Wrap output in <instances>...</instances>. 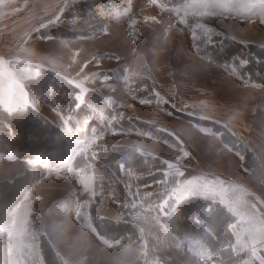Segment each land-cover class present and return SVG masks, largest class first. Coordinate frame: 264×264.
I'll list each match as a JSON object with an SVG mask.
<instances>
[{
	"label": "rangeland",
	"instance_id": "obj_1",
	"mask_svg": "<svg viewBox=\"0 0 264 264\" xmlns=\"http://www.w3.org/2000/svg\"><path fill=\"white\" fill-rule=\"evenodd\" d=\"M188 4L0 0V78L12 73L27 94L24 103L12 84L13 111L0 102V114L35 115L12 123L0 118V135L14 128L0 140V219L8 205L30 194L24 203L35 221L36 239H25L33 251L22 264H259L264 257V250L253 258L230 247L234 233L246 240V229L264 230V5L234 0L216 9L227 18H209L191 15L202 9L185 15ZM181 19L187 22L180 24ZM224 39L228 47L219 48ZM224 53L240 59L226 61ZM65 86L72 88L70 95ZM64 94L74 99L73 108L69 100L59 104ZM87 94L95 101L86 105ZM77 96L84 102L74 114ZM3 97L0 90V101ZM62 117L70 119L65 123ZM49 127L74 135L79 164L31 160L54 158L61 148ZM181 146L189 156L178 160ZM164 160L175 167L169 169ZM166 173L167 183H161ZM81 177L97 193L94 201ZM111 180L120 184L119 195L107 189ZM180 185L199 195L184 197L165 212L176 214L182 202L194 199L204 203L186 208L197 210L196 218L182 213L168 221L171 216L144 211L164 200L171 205L165 193ZM137 190L139 198L133 195ZM132 201L136 209L124 207ZM157 216L163 227L155 223ZM100 237L121 243L109 248ZM7 245L0 230V264H9ZM209 252L211 260L200 258Z\"/></svg>",
	"mask_w": 264,
	"mask_h": 264
},
{
	"label": "snow or ice",
	"instance_id": "obj_2",
	"mask_svg": "<svg viewBox=\"0 0 264 264\" xmlns=\"http://www.w3.org/2000/svg\"><path fill=\"white\" fill-rule=\"evenodd\" d=\"M234 0H189L188 8L185 9V15H188V9H202V11H193L191 15L196 17H209V18H216L218 16L227 18L224 16V14L218 13L216 9L223 8L227 4H232ZM261 5H264V0H259ZM150 3L156 4L157 0H150ZM59 15L54 16V20H58ZM155 19L154 17L152 18ZM187 21L185 19H181L179 21L180 24H185ZM261 23H264V20L261 21ZM133 24H135V21H133ZM193 38H195V32H193ZM93 60H95V57H93ZM0 63H2V60H0ZM84 67H87V64L84 65ZM84 67L81 68V72H83ZM85 79H88L87 76L84 77ZM127 79V77H125ZM14 84L15 88L19 90V98L24 101V103H27V94L24 91V85L17 79L13 77L12 73H7V79L0 78V90L4 91V97L2 102L8 113L11 114L13 111L12 105V97L13 92L11 85ZM7 86V87H5ZM157 97L160 96V94L157 92L155 93ZM76 101L78 102L76 104V107L79 108L81 104L84 102L82 96H77ZM19 102V101H18ZM140 103H151V101L148 100H141ZM62 119L65 120V123L68 122V119L70 117H62ZM116 134V133H113ZM137 152L140 151V149H135ZM180 151L182 153L181 157H177V159L186 158L189 156V153L187 151L183 150V147H180ZM237 155H239V152H237ZM130 158V157H129ZM31 163V161H29ZM163 163L167 165L169 169L175 167V164L164 160ZM121 171L125 170V166L123 164L120 165ZM69 172L72 171L71 168L68 169ZM245 171H249L248 168H245ZM178 175L183 176L182 171H178ZM59 179V177H57ZM94 178L93 175H89L88 180L92 181ZM80 184L84 187V190L86 192H89V195L94 201L96 192L94 190L89 189V184L85 182V179L81 177ZM161 183H167V173L165 174V180L161 181ZM176 183L179 185L180 182L176 181ZM147 187V185H145ZM179 193V195H177ZM137 198H139V190H137L136 193H134ZM147 195H152L151 193H148ZM166 196L172 199V204L170 205L168 200H164L161 204L157 205L154 209H144L145 212L148 211H159L161 214L164 215H170L169 213L165 212L166 208L173 207L175 204L179 203L180 200L187 196L195 197L199 195V192L195 188L187 187L185 188L183 185H180L179 187L172 188L171 192L165 193ZM30 199V194H26L23 197V201H20L19 203H14L11 205H8L7 211L4 213L3 218L0 219V224L5 225V227L0 228V230L5 231L7 234L8 239V245H7V252L9 256V264H22V258L25 256H28L32 253L34 245L32 243H25L26 238H31L32 240H35L36 237L34 235V228H35V221H33L30 217L32 216V210L30 205L25 204V201H28ZM38 199V197H37ZM89 202L85 201V205H87ZM215 203V201H213ZM131 207L132 209L137 208V204L135 201H132L131 204H124L125 208ZM81 205L77 206L76 211V217L77 219H81V212H80ZM255 208V205L252 206ZM231 211V209H229ZM155 223L163 227L164 225L161 224L160 217H155ZM84 227L91 228L93 232H96L95 228H92L91 223H85L83 225ZM230 227L235 228V225H230ZM143 231V229H141ZM245 233L247 234V239L245 240L244 234L242 233H234L236 240L234 244H231V250L234 254L240 255L241 253H250L253 258L257 256V253L259 250H264V230L261 228H250L246 229ZM99 236V233H97ZM104 243L107 244L109 248H112L114 246H117L121 243L120 240H116L115 243L109 242L107 240H104L103 237H100ZM201 259H207L211 260L213 254L208 253L205 255L204 253H199ZM41 264H43V261H41ZM248 264H251L249 261ZM259 264H264V257L259 259Z\"/></svg>",
	"mask_w": 264,
	"mask_h": 264
},
{
	"label": "trees",
	"instance_id": "obj_3",
	"mask_svg": "<svg viewBox=\"0 0 264 264\" xmlns=\"http://www.w3.org/2000/svg\"><path fill=\"white\" fill-rule=\"evenodd\" d=\"M177 1V0H176ZM226 41L227 42H229L228 40H222L221 41V43H220V45L218 46L219 48L221 47L222 49H223V47L224 48H226V47H228L226 44ZM216 50H217V48L215 47V48H213V47H211L210 48V52H211V54L212 53H214V54H216ZM213 54V55H214ZM225 54V55H224ZM223 55V57L222 58H225V60L226 61H228V60H232L231 62L233 63V62H238V60L240 59V57H237V56H229V57H227V53H224ZM237 55V54H236ZM221 58V59H222ZM231 58V59H230ZM248 61V60H247ZM222 62H223V59H222ZM247 65H249V63L247 64ZM245 66V65H244ZM248 69V68H247ZM44 76V75H43ZM46 79H48V78H50L49 77V75H47L46 77H45ZM40 79V78H39ZM43 79H44V77H43ZM49 80H52V79H49ZM65 88H66V90H65V92H67V91H69L68 93H69V95H70V89H72L71 87H69V86H65ZM71 92H74V90L73 91H71ZM59 104H68V102H69V105H71V108H73V102H74V99L73 98H71V97H68V96H66V94H64L63 96L62 95H59ZM69 100V101H68ZM85 100H86V105L87 104H90L94 99H91L90 98V94H87L86 96H85ZM63 101H68V102H63ZM95 101V100H94ZM81 109V107H79L78 109H75V112H74V114L75 113H77L79 110ZM85 113H86V111H85ZM88 114V113H87ZM35 115H34V113L33 112H31V110H27L24 114H22V115H19V116H15V117H6L5 115H2V114H0V118L1 119H4V120H6V121H8V123H12V122H14L15 120H17V119H20V118H33ZM9 128H10V135H8V134H2V135H0V140H2L3 141V139L2 138H6V137H8V136H12L13 134H14V128H13V126L12 125H10L9 126ZM49 132H50V134L51 135H53L54 136V139L58 142V143H60V146H61V148H59L58 149V152H56L55 154H56V156L54 157V158H47V157H40V158H31V160H33V161H36V162H38L39 164H41V165H49V166H53V165H55V164H59V163H61V162H63V161H66V160H72V162L74 163V164H79V154H75V152H73V146H74V143H72V142H74V140H75V137H74V135H72V134H69V133H64L63 131H59V130H56V129H54V128H50L49 127ZM2 145L0 144V150L2 149V147H1ZM3 154H7V155H10V157H14V155L11 153V151H9L8 149L6 150V149H3ZM53 156H54V154H53ZM53 156H51V157H53ZM135 156V155H134ZM136 157V156H135ZM15 158V157H14ZM131 161H133V157H130L129 158ZM138 161L137 162H139L140 161V159H137ZM142 166V160H141V163H139V167H141ZM114 173L116 174V171H115V169H114ZM110 174V173H109ZM113 182V186L111 187V186H107V189L108 190H110V192H113V193H115V194H117V195H119L120 194V188H119V183L117 182V184L116 183H114V180H111V183ZM110 182H108L107 183V185L109 184ZM197 204H200V205H203L204 203L203 202H201V201H198V200H194V199H190V200H188V201H184V202H182V204L178 207V211H177V215L176 214H171V215H168V216H171L170 217V219H168V221H171V219H172V217H175V215L176 216H180L182 213L183 214H187V216H189V218H196V216H195V211L197 212V210H193L192 212H190V211H187L186 210V208L187 207H189V206H195V205H197ZM206 214H209V212H206V211H204ZM199 214V213H198ZM226 219L227 220H229V216L228 215H226ZM198 225H200L201 227H202V229L203 228H205V227H207V228H209V226H208V224L207 223H204V224H201L200 222H199V224ZM211 229V228H210ZM209 229V230H210ZM199 232L200 233V229L198 230H196V232ZM212 233L214 232L212 229L210 230ZM202 232V231H201ZM227 232H224L222 235H224V236H227ZM106 235H111V234H106ZM213 236H215L214 235V233H213ZM104 237H106V236H104ZM217 239H219L220 240V238L219 237H217V235H216V238H215V240H217ZM209 241H211V239H206L205 240V242L208 244L209 243ZM219 254V253H218Z\"/></svg>",
	"mask_w": 264,
	"mask_h": 264
}]
</instances>
